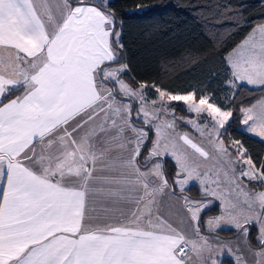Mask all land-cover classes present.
I'll use <instances>...</instances> for the list:
<instances>
[{
	"label": "snow or ice",
	"instance_id": "obj_1",
	"mask_svg": "<svg viewBox=\"0 0 264 264\" xmlns=\"http://www.w3.org/2000/svg\"><path fill=\"white\" fill-rule=\"evenodd\" d=\"M118 28L109 0H0V264H221L225 252L264 264V190L242 182L264 184V163L240 140L231 157L221 129L233 112L211 94L135 82ZM225 61L228 87L264 86V23ZM172 102L211 118V129L187 120L209 150L161 118ZM239 111L264 138V99ZM234 164L245 166L239 176ZM190 182L199 199L185 194ZM217 201L220 214L205 223L232 226L235 247L201 234Z\"/></svg>",
	"mask_w": 264,
	"mask_h": 264
},
{
	"label": "trees",
	"instance_id": "obj_2",
	"mask_svg": "<svg viewBox=\"0 0 264 264\" xmlns=\"http://www.w3.org/2000/svg\"><path fill=\"white\" fill-rule=\"evenodd\" d=\"M109 3L117 17L125 62L135 82H154L172 93L196 90L200 95L211 94L213 102L233 112L224 128L226 135L240 140L259 168L264 163V141L240 130L239 109L254 103L264 90L241 83L235 89L228 87L225 81L230 70L225 57L254 26L264 23V0H110ZM137 6L143 9L134 11ZM173 105L184 112L182 104ZM172 165L167 159L165 168L170 182ZM192 187L186 188L185 194L200 198L198 189ZM217 211L216 204L204 214ZM256 232L252 226L247 237L252 247H258L253 239ZM211 233L229 238L238 232L220 229ZM221 264L234 261L223 258Z\"/></svg>",
	"mask_w": 264,
	"mask_h": 264
},
{
	"label": "rangeland",
	"instance_id": "obj_3",
	"mask_svg": "<svg viewBox=\"0 0 264 264\" xmlns=\"http://www.w3.org/2000/svg\"><path fill=\"white\" fill-rule=\"evenodd\" d=\"M94 1H96L98 3V0H94ZM135 9H137V8H135ZM142 9H143V7L140 6V8L138 10H136V11H141ZM173 94H177V93H173ZM179 94H185V93H179ZM156 96H157V94L155 93L154 90H149V92H148V98H149V100L156 99ZM174 103H180V104H182V107L184 109V112H181L179 110H176V107L173 105ZM248 107H250V106H248ZM244 108H247V106L244 107ZM161 118L162 119H167V120H173V119H175L176 131L177 132H179V133H188L196 142L202 143V145L205 146L206 150H209L208 147H207V140H206V138H202L201 135H200V133L192 125H190V124L187 123V120H198V122L200 123V125L202 127L205 124H207L208 125V128L211 129L212 128L211 118L208 117L207 114H201V116L198 118L195 113L189 112L187 110L186 106L182 102H172L171 103V106H170L169 114L167 116H163L162 115ZM243 119H244V117L241 114V122H240V127H239L240 130L243 131L244 133L250 135V136H253V137H255V138H257V139H259L261 141H264V138H261L258 135H255L253 133H250V132H247L246 131V126L242 124V120ZM136 122L139 123V121H136ZM141 127H143V126H141ZM151 135L154 138V133H152ZM221 139H223L225 146L228 148V151L231 154V157L233 159H235L236 152H235V150L233 148H231L230 143H231V141H235V140H238V139H234L233 137H231L229 135H226L224 129H221ZM150 147H151V143H148L147 144V147L145 149V154H146L147 148H150ZM226 160H227V157L219 158V164H217L216 161L209 160V161L205 162V165L207 167H212L214 164H217V167H219L220 165H223L224 168H225V170H227V167L228 166H227V164L225 162ZM169 161L173 164L172 165L173 172H172V174L170 176V179H172V177L175 175L176 167H175V163H174L173 160L169 159ZM233 166L236 168V175L237 176H239V172H240L241 168L242 167H245L243 165H237V164H234ZM230 175H231V173H230ZM223 179H224L223 178V173H221V180H223ZM242 182H243V184L247 185L249 189H253V190H256V191L264 190V184L256 185L258 183L256 181H249L247 178H242ZM189 186H193L192 188L196 187L198 189L199 193H200V188H199L198 182H190V185ZM189 186H186V188H188ZM167 199H166V201H164L165 203H167ZM209 199H211V198L209 197ZM216 204L218 206L219 205V202L217 201ZM219 214H220V209H219V206H218V211L216 213L210 214V215H204L201 218L200 226H201L202 232H204V234H202V233L201 234L202 235L209 236L210 238L216 239V240H218L221 243H228V244H230V245H232V246L235 247L236 246V243L235 242L237 241V237L236 236L238 235V233L236 235H234L233 237H229V238L224 237L222 235L215 234V233L211 234V232H213V231H210L208 229L207 224L205 223V221L209 217H214V216H217ZM220 229H234V228L232 226H230V225H221V227L218 228V229H216L215 231L220 230ZM257 235H258V230L253 235V239L256 242H257V240H256ZM253 249L254 250H258V247H253ZM223 254H225V255H223ZM223 254L218 256V259L220 260V262H221V260L223 258H233V261L235 260L234 257L231 256V255H229L227 252H225ZM234 264H235V261H234Z\"/></svg>",
	"mask_w": 264,
	"mask_h": 264
},
{
	"label": "crops",
	"instance_id": "obj_4",
	"mask_svg": "<svg viewBox=\"0 0 264 264\" xmlns=\"http://www.w3.org/2000/svg\"><path fill=\"white\" fill-rule=\"evenodd\" d=\"M90 2H93V3H97L96 1H94V0H90ZM255 27V26H254ZM253 27V28H254ZM252 28V29H253ZM252 29L249 31V33L245 36V37H247L250 33H251V31H252ZM245 37H244V39H245ZM243 39V40H244ZM243 40H241L238 44H240ZM237 44V45H238ZM237 45L234 47V48H236L237 47ZM233 48V49H234ZM232 49V50H233ZM231 50V51H232ZM231 51H229L228 53H230ZM227 53V54H228ZM227 56V55H226ZM237 83H241V84H244V85H246V86H248V87H251V88H261V89H263L264 90V86H256V85H248L246 82H237ZM17 94H19V93H17ZM261 99H264V93L261 95V97L259 98V99H257L254 103L256 104L258 101H260ZM254 103H252L251 105H253ZM251 105H249V106H251ZM248 107V106H247ZM3 183V181H0V184H2ZM178 195H179V193H177ZM187 195V194H186ZM166 199H167V197H163L162 198V200L163 201H166ZM174 202V201H173ZM204 215H210V214H204V213H202V217L204 216ZM200 228H201V226H200ZM201 233L202 234H204V232H202V230H201ZM211 234H213V233H211ZM210 234V235H211ZM237 238H238V235L236 236ZM216 240V239H215ZM252 247V246H251ZM253 248V247H252ZM223 255H225V254H223ZM231 257V256H230ZM233 259V258H232ZM247 259L249 260V261H251L252 260V256H251V253H248L247 254ZM235 261V260H234Z\"/></svg>",
	"mask_w": 264,
	"mask_h": 264
}]
</instances>
